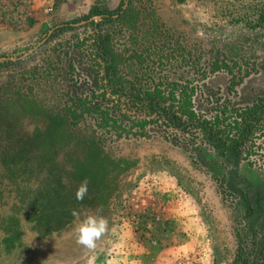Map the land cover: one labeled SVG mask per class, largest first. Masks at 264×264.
Masks as SVG:
<instances>
[{
	"label": "rangeland",
	"instance_id": "obj_1",
	"mask_svg": "<svg viewBox=\"0 0 264 264\" xmlns=\"http://www.w3.org/2000/svg\"><path fill=\"white\" fill-rule=\"evenodd\" d=\"M120 1L0 0V61H13L0 65V264H85L93 255L95 264H236L239 239L240 256L264 264V168L238 165L237 187L260 196L248 213L239 191L220 185L224 169L205 144L178 142L151 125L143 135L117 136L87 112H66V125L58 120L64 108L79 114L83 101L99 103L104 89L103 105L116 102L102 78L96 30L80 21L43 33L42 24ZM247 2L132 0L130 23L109 31L121 75L141 83L191 77L199 56L230 49L239 62L258 63L264 38L241 21ZM229 83L223 70L205 79L208 90L250 102L264 93V68L235 85V94ZM92 140L104 150L98 158H91ZM85 178L88 194L77 201ZM89 214L110 226L94 252L75 241Z\"/></svg>",
	"mask_w": 264,
	"mask_h": 264
},
{
	"label": "trees",
	"instance_id": "obj_2",
	"mask_svg": "<svg viewBox=\"0 0 264 264\" xmlns=\"http://www.w3.org/2000/svg\"><path fill=\"white\" fill-rule=\"evenodd\" d=\"M244 7L246 11L241 16V21L246 24L247 29H255L264 38V0H248ZM134 12L132 0H121L113 7L93 5L81 17L62 23H54L52 26L42 24L43 33L56 25L54 33L72 29L80 21L83 23L79 26H92L96 30L92 41L96 55L103 61L102 78L116 102L115 107L103 105L107 94L104 89L98 94L101 98L99 103L88 100L86 104L83 101L79 114L76 106L64 108L63 112L57 113L58 120L66 125L63 117H66V112L73 117L87 112L95 115L94 119L99 128L117 136L143 135L146 133L145 126L151 125L172 135L178 142L188 145H195L197 142L205 144L213 152L219 166L224 169V173H219L218 178L223 189L239 191L247 212L257 211L260 207L259 193L253 187L250 193L249 189L243 192L237 187L240 179L237 170L243 161L264 168V93L242 104L233 100V97L208 90L205 79L217 71H226L230 74L228 92L235 94V85L251 73L264 68V58L258 63H241L236 59L239 52L230 49V53L222 56L211 53L203 60L199 56L192 64L191 77H164L156 82L145 80L143 83L138 82L137 77L124 79L109 31L117 25H128ZM95 16H99L98 21H95ZM52 36L50 34L47 40ZM19 50L22 48L15 47L11 52ZM2 63L12 64L13 61L5 59L0 61V65ZM90 145L91 158L104 154L98 141L92 140ZM241 245L239 239L236 264H255L246 255L244 258L240 256Z\"/></svg>",
	"mask_w": 264,
	"mask_h": 264
},
{
	"label": "clouds",
	"instance_id": "obj_3",
	"mask_svg": "<svg viewBox=\"0 0 264 264\" xmlns=\"http://www.w3.org/2000/svg\"><path fill=\"white\" fill-rule=\"evenodd\" d=\"M89 180L85 178L76 189L75 198L77 201H83L88 194ZM72 215L79 214L74 209ZM110 232L109 220L103 215L89 214L75 227V241L82 248L89 252L97 249L98 242L101 241ZM96 257L90 256L85 264H95Z\"/></svg>",
	"mask_w": 264,
	"mask_h": 264
}]
</instances>
